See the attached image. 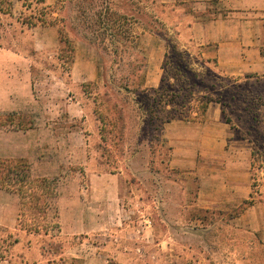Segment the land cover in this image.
Segmentation results:
<instances>
[{
	"label": "rangeland",
	"instance_id": "374dc122",
	"mask_svg": "<svg viewBox=\"0 0 264 264\" xmlns=\"http://www.w3.org/2000/svg\"><path fill=\"white\" fill-rule=\"evenodd\" d=\"M11 1L13 18L0 15L5 46L0 48V85L10 90L17 66L22 92L32 95L37 110L0 117V122L28 129L40 124L32 177H46L58 190L46 198L48 234L25 236L19 226L15 234L0 229V255L22 249L28 255L23 264H81L64 254L100 251L104 206L91 187L102 185L120 186L127 218L144 222L156 235L155 264H264L259 242L232 224L228 212L197 210L196 173L203 171V162H197L198 171L170 169L164 134L170 111L199 109L206 95L220 104L222 121L242 145L237 149H251L252 201L264 197V82L221 77L182 52L151 0ZM3 6L8 7L7 0ZM21 13L55 24L38 21L28 28L17 22ZM144 29L166 35L162 38L171 47L168 81L160 92L142 85L148 65L136 40ZM14 59L15 67L10 65ZM87 211L98 224L92 234L85 232ZM251 253H258L260 263Z\"/></svg>",
	"mask_w": 264,
	"mask_h": 264
},
{
	"label": "crops",
	"instance_id": "0c3cea01",
	"mask_svg": "<svg viewBox=\"0 0 264 264\" xmlns=\"http://www.w3.org/2000/svg\"><path fill=\"white\" fill-rule=\"evenodd\" d=\"M151 4L155 13L161 10L178 46L199 60L203 67L234 81L260 78L264 82V0H151ZM48 30L58 34L53 28ZM162 36L166 35L144 29L137 37V50L148 65L142 84L144 89L162 88L169 50ZM16 63L19 64L14 59L10 65L15 67ZM16 67L12 71L10 90L4 91L0 85V117L21 115L34 108L32 95L22 92L23 76L15 74ZM178 118L167 120L165 124L164 134L171 148L168 164L170 169L183 172L187 167L198 171L197 162L199 159L203 162V171L196 173L200 178L197 210L223 216L228 212L232 224L249 231L264 247V197L252 201L251 149L246 145L237 149L242 145L232 138L230 127L222 121V108L218 103H209L201 121H180ZM38 130V123L28 129L0 122V159L27 162L32 173L35 162L39 161L34 158L40 145L35 140ZM91 189L97 202L104 206L100 213V230L105 237L100 251H69L64 256L79 260L81 264L99 261L100 264H155L160 254L156 255L153 250L156 235L144 222L136 223L132 217L127 218L129 213L121 204V187L94 185ZM54 190L56 194L58 189ZM239 209L242 210L237 212ZM19 214L20 197L0 189V229L15 234ZM94 223L98 225L91 211H87L86 233L98 230ZM22 234L28 236L26 232ZM24 235H20L18 246ZM27 256L22 249L9 250L0 264H23Z\"/></svg>",
	"mask_w": 264,
	"mask_h": 264
},
{
	"label": "trees",
	"instance_id": "16d2710c",
	"mask_svg": "<svg viewBox=\"0 0 264 264\" xmlns=\"http://www.w3.org/2000/svg\"><path fill=\"white\" fill-rule=\"evenodd\" d=\"M23 1V0H19ZM41 3H45L47 0H38ZM5 0H0V15L10 16L13 18L14 14V3L11 0H7L8 7L5 8L3 3ZM24 6V5H23ZM25 9V6L22 7ZM27 9V8H26ZM102 19V18H101ZM38 21L41 24H48L50 26L55 23H46L45 19H39L32 16H25L24 13H21V17L17 19V22L22 26H28V28H35L39 25ZM107 20L105 19V22ZM2 25V24H0ZM8 26V25H7ZM2 38V37H0ZM176 46L178 45L177 41ZM4 44L0 39V48H4ZM180 48L179 46H177ZM169 47L167 57H170ZM181 50V49H180ZM188 54V52L181 50ZM188 56H190L188 54ZM167 59V60H168ZM168 61H166L165 66L167 67ZM165 69V67H164ZM168 73L166 69L165 77L163 80V85L168 81ZM162 89V88H161ZM157 90L155 92H160ZM198 104H201L199 109H190L188 112L176 113L174 110L170 113L169 121L172 118L179 117L181 115L185 116L187 120L190 121H201L204 117V114L208 108V105L212 100H207L206 95L198 101ZM201 109V112H199ZM198 110V111H197ZM201 115V117H199ZM200 119V120H199ZM0 189L15 193L20 197V214L18 219V226L20 230H24L28 234L39 235L44 232L48 234L50 224L48 223V211L49 207L46 203V198L49 197L50 191L54 190L49 179L38 178L35 179L32 177L31 167L27 162L13 160V159H0ZM208 214V213H205ZM203 218L202 220H205ZM12 236V235H11ZM16 242V241H15ZM256 243V241L254 242ZM256 244L247 245L248 249L255 248ZM260 250L264 251V247L259 243ZM256 249V248H255ZM257 262L258 253H251ZM3 259V256L0 255V260Z\"/></svg>",
	"mask_w": 264,
	"mask_h": 264
}]
</instances>
